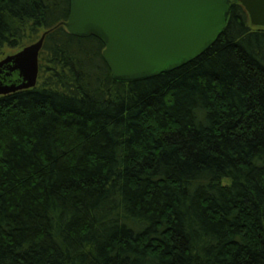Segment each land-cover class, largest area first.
I'll use <instances>...</instances> for the list:
<instances>
[{
    "label": "trees",
    "instance_id": "obj_1",
    "mask_svg": "<svg viewBox=\"0 0 264 264\" xmlns=\"http://www.w3.org/2000/svg\"><path fill=\"white\" fill-rule=\"evenodd\" d=\"M70 0H0V53L45 34L36 84L0 95V264H264V27L117 80Z\"/></svg>",
    "mask_w": 264,
    "mask_h": 264
},
{
    "label": "water",
    "instance_id": "obj_2",
    "mask_svg": "<svg viewBox=\"0 0 264 264\" xmlns=\"http://www.w3.org/2000/svg\"><path fill=\"white\" fill-rule=\"evenodd\" d=\"M250 23L264 27V0H237ZM230 0H70L66 21L76 36L94 35L117 80L151 77L197 57L220 35ZM0 59V95L31 88L45 34Z\"/></svg>",
    "mask_w": 264,
    "mask_h": 264
},
{
    "label": "rangeland",
    "instance_id": "obj_3",
    "mask_svg": "<svg viewBox=\"0 0 264 264\" xmlns=\"http://www.w3.org/2000/svg\"><path fill=\"white\" fill-rule=\"evenodd\" d=\"M10 53V50H5L3 52L0 53V59L5 56L6 54H9Z\"/></svg>",
    "mask_w": 264,
    "mask_h": 264
}]
</instances>
